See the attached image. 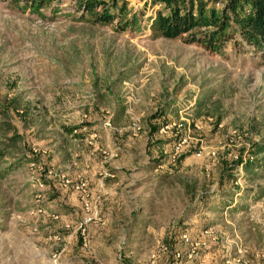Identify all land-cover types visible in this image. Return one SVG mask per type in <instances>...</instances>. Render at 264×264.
Listing matches in <instances>:
<instances>
[{"label": "rangeland", "instance_id": "1", "mask_svg": "<svg viewBox=\"0 0 264 264\" xmlns=\"http://www.w3.org/2000/svg\"><path fill=\"white\" fill-rule=\"evenodd\" d=\"M26 4L0 0V264H264V53L163 37L151 0Z\"/></svg>", "mask_w": 264, "mask_h": 264}, {"label": "trees", "instance_id": "2", "mask_svg": "<svg viewBox=\"0 0 264 264\" xmlns=\"http://www.w3.org/2000/svg\"><path fill=\"white\" fill-rule=\"evenodd\" d=\"M41 8L50 0H22ZM95 23H110L115 11L123 13L127 0H72ZM163 5L154 29L163 37H183L210 51L219 50L238 34L241 42L264 53V0H151ZM29 2V3H28ZM123 19V18H122ZM124 20V19H123ZM127 23L128 22H123Z\"/></svg>", "mask_w": 264, "mask_h": 264}, {"label": "built area", "instance_id": "3", "mask_svg": "<svg viewBox=\"0 0 264 264\" xmlns=\"http://www.w3.org/2000/svg\"><path fill=\"white\" fill-rule=\"evenodd\" d=\"M168 126H164L162 128V132L164 133H167V130H168ZM187 141H188V136L187 135H184L182 136V138H180L179 140H177L176 142L173 143V150L174 152H179L186 144H187ZM200 154V151H198L196 153V155H199ZM184 239L187 241V238H186V235H183ZM177 256H179L180 254L179 253H176Z\"/></svg>", "mask_w": 264, "mask_h": 264}]
</instances>
